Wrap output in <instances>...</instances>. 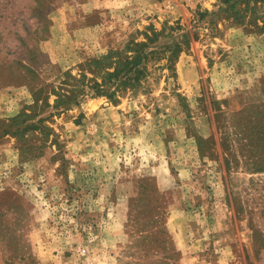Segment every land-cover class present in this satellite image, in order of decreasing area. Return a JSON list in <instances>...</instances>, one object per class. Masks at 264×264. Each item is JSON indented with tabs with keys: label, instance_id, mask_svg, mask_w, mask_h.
Masks as SVG:
<instances>
[{
	"label": "rangeland",
	"instance_id": "rangeland-1",
	"mask_svg": "<svg viewBox=\"0 0 264 264\" xmlns=\"http://www.w3.org/2000/svg\"><path fill=\"white\" fill-rule=\"evenodd\" d=\"M0 264H264V0H0Z\"/></svg>",
	"mask_w": 264,
	"mask_h": 264
},
{
	"label": "trees",
	"instance_id": "trees-1",
	"mask_svg": "<svg viewBox=\"0 0 264 264\" xmlns=\"http://www.w3.org/2000/svg\"><path fill=\"white\" fill-rule=\"evenodd\" d=\"M153 35L154 38L157 36L155 32ZM147 39V41L152 40L151 38ZM147 46L148 43L146 42H131L123 50L109 51L100 60L92 61L91 63H93L95 69L101 71V82H95L94 86L91 87L93 95L106 96L110 100H114L116 94L121 90H137L141 85V78L145 74L149 56L153 54L147 52ZM166 49L167 53H169L168 57L171 59L179 48L177 44H173ZM129 52L132 54H126ZM83 78L79 83L81 84L80 87H85L86 79L84 80ZM68 92L71 94V97L65 96V98H59L57 103L64 104L67 102L71 103L72 101L71 104L78 105V98H82L88 94L85 88L77 86H73ZM15 120L13 119L12 121L14 122Z\"/></svg>",
	"mask_w": 264,
	"mask_h": 264
}]
</instances>
